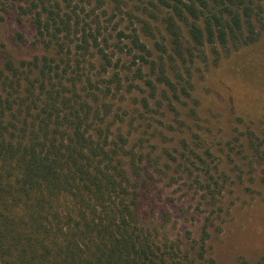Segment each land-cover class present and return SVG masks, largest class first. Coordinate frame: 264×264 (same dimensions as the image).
<instances>
[{
    "label": "trees",
    "instance_id": "1",
    "mask_svg": "<svg viewBox=\"0 0 264 264\" xmlns=\"http://www.w3.org/2000/svg\"><path fill=\"white\" fill-rule=\"evenodd\" d=\"M80 1L0 0L5 14L15 8L18 16L29 15L37 43L58 47L66 59L63 66L48 55L6 60L0 69V264H204L207 224L192 249L159 237L145 216L157 210L147 158L127 148L128 138L119 131L114 135L106 123L111 105L100 97L110 88L67 70L86 55L101 61L102 72L119 62L112 61L107 39L100 38L99 16H82ZM144 3L150 16L161 14L173 68L192 55L191 49L247 44L262 34L252 18L257 0ZM181 24L189 35L187 47ZM131 30H119L114 46L121 50L128 38L130 52L137 51L135 79H143L142 65L150 64L157 83L178 99V83L166 74L163 57L158 64L149 60L151 52ZM119 81L113 72L104 83L119 88ZM144 82L150 93L141 107L149 112L156 88L151 79ZM182 93L188 96L184 88ZM183 158L186 163L188 154ZM236 264L248 261L240 257Z\"/></svg>",
    "mask_w": 264,
    "mask_h": 264
},
{
    "label": "rangeland",
    "instance_id": "2",
    "mask_svg": "<svg viewBox=\"0 0 264 264\" xmlns=\"http://www.w3.org/2000/svg\"><path fill=\"white\" fill-rule=\"evenodd\" d=\"M80 3L82 16H99L100 38L107 39L105 49L113 54V62H119L102 72L101 61L86 55L67 70L91 78L103 90L110 88L100 97L111 105L106 123L114 135L119 131L128 138L127 148L147 158V181L153 185L157 210L144 214L159 237L169 236L181 249H192L207 224L204 264H236L240 257L248 264L264 261V0H257L252 11L256 29L262 31L257 40L191 49L192 55L184 63L176 62L177 68L168 56L170 35L161 14L150 16L144 0ZM16 12L0 10V69L6 60L27 62L43 55L63 66V52L37 43L31 17ZM181 28L187 47L189 35L183 24ZM131 29L151 52L149 60L158 64L163 57L166 74L178 83V99L157 83V71L153 73L150 64L142 65L144 78L135 79L139 62L132 61L137 51L130 52L128 38L121 41V50L114 46L116 33ZM113 72L119 74V88L104 83ZM145 79L156 88L149 112L141 107V99L150 93ZM184 154L189 156L186 163Z\"/></svg>",
    "mask_w": 264,
    "mask_h": 264
}]
</instances>
